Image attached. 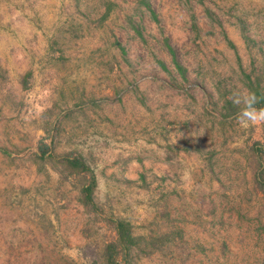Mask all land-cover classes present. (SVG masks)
<instances>
[{"label": "rangeland", "instance_id": "374dc122", "mask_svg": "<svg viewBox=\"0 0 264 264\" xmlns=\"http://www.w3.org/2000/svg\"><path fill=\"white\" fill-rule=\"evenodd\" d=\"M147 1L155 17L142 0H0V264H102L121 217L146 246L124 264H264V124L224 108L246 74L264 86V0Z\"/></svg>", "mask_w": 264, "mask_h": 264}, {"label": "trees", "instance_id": "16d2710c", "mask_svg": "<svg viewBox=\"0 0 264 264\" xmlns=\"http://www.w3.org/2000/svg\"><path fill=\"white\" fill-rule=\"evenodd\" d=\"M145 6L150 10L153 17H155V11L151 8L147 0H142ZM138 30V27L135 26ZM165 45L168 52L171 54L174 61V65L182 73L184 69L182 64L176 57L175 49L165 38ZM162 62V61H161ZM164 65V64H163ZM184 74V73H183ZM246 85L248 89L255 92L259 97V103L257 107H264V86L260 85L259 78H252L249 74H246ZM227 104H224V108H228V112H234V106L231 105L229 99H225ZM47 149V143L41 142L38 150L34 153L39 156H45ZM53 157V154H49ZM59 161L62 163L64 170L68 173L77 175L79 179V199L86 207H90L93 210H99L98 203L95 201L94 190L96 187V176L93 169L85 161L84 157L80 153L67 152L60 155ZM114 228V236L111 240L105 242L102 246L101 260L102 264H124L123 260H127L129 251L134 248L146 249V246H136L138 240L142 238L139 234H134L131 229V222L126 218H114L111 219ZM129 264V263H127Z\"/></svg>", "mask_w": 264, "mask_h": 264}, {"label": "clouds", "instance_id": "9594fccd", "mask_svg": "<svg viewBox=\"0 0 264 264\" xmlns=\"http://www.w3.org/2000/svg\"><path fill=\"white\" fill-rule=\"evenodd\" d=\"M228 99L237 108L235 120L241 128L264 124V107H257L259 97L255 92L241 85H237L230 90ZM181 179H188L187 174L182 176Z\"/></svg>", "mask_w": 264, "mask_h": 264}]
</instances>
